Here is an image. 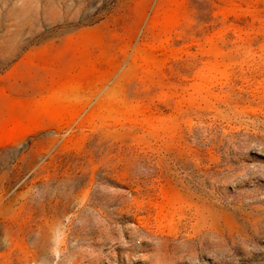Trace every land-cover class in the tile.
I'll use <instances>...</instances> for the list:
<instances>
[{"label":"rangeland","instance_id":"1","mask_svg":"<svg viewBox=\"0 0 264 264\" xmlns=\"http://www.w3.org/2000/svg\"><path fill=\"white\" fill-rule=\"evenodd\" d=\"M0 264H264V0H0Z\"/></svg>","mask_w":264,"mask_h":264}]
</instances>
